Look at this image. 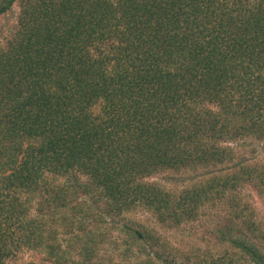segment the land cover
Listing matches in <instances>:
<instances>
[{
    "label": "trees",
    "instance_id": "16d2710c",
    "mask_svg": "<svg viewBox=\"0 0 264 264\" xmlns=\"http://www.w3.org/2000/svg\"><path fill=\"white\" fill-rule=\"evenodd\" d=\"M246 139L264 141V0H20L0 48V264H41L23 249L103 264L97 215L143 208L179 226L211 203L227 218L218 255L177 263L153 230L122 223L127 263L264 264L242 197L264 194V163L231 145ZM167 169L198 179L178 192L147 180Z\"/></svg>",
    "mask_w": 264,
    "mask_h": 264
},
{
    "label": "rangeland",
    "instance_id": "374dc122",
    "mask_svg": "<svg viewBox=\"0 0 264 264\" xmlns=\"http://www.w3.org/2000/svg\"><path fill=\"white\" fill-rule=\"evenodd\" d=\"M19 12L20 0H16L9 10L0 14V48L5 47L12 37ZM231 145L236 147L237 156L241 160L251 164L264 163V141L236 140ZM197 179V174L194 172L174 169L160 171L147 178V180L174 192H178ZM242 197L249 204L253 218L261 229L260 233L264 235V194L246 187L242 192ZM201 212V216L196 221L184 222L179 226H165L156 220L153 213L143 208L132 209L113 220H109L107 217L100 219L97 215L98 226L109 232L105 241L98 244V259L103 264H128L129 259L131 261L135 259L129 255H132L130 253L132 250L137 252V248L130 245L132 248H129L130 252L125 250L127 238L120 234L116 228L122 223L153 230L158 237V243L155 246L154 242L153 247H157L163 257L173 258L177 263L187 260L188 257L193 260L196 254H204L207 258L214 257L218 255L219 251L224 250V246H221L217 241L215 228L222 225L227 219L225 206L222 203H211ZM257 244L264 250V239L258 240ZM133 254L139 259H144L142 255ZM44 256L41 250L23 249L19 253L18 259L22 262L35 261L48 264L44 261Z\"/></svg>",
    "mask_w": 264,
    "mask_h": 264
}]
</instances>
